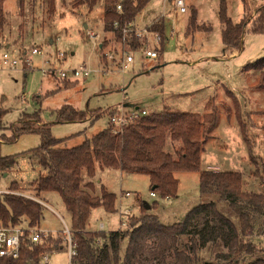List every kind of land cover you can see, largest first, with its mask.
Returning a JSON list of instances; mask_svg holds the SVG:
<instances>
[{"label": "rangeland", "instance_id": "obj_1", "mask_svg": "<svg viewBox=\"0 0 264 264\" xmlns=\"http://www.w3.org/2000/svg\"><path fill=\"white\" fill-rule=\"evenodd\" d=\"M224 1L233 22L243 17L248 22L239 49L230 53L222 43V24L218 16L221 0H185V12H179L172 0H150L137 13L135 28H141L144 33L143 27L161 14L165 41L161 54L149 57L142 51L155 50L152 46L158 44L151 33L142 37L147 43L145 50L133 53L121 44L118 49L114 46L110 49L108 45L100 51L101 42L114 40L112 33L103 32L102 0H97L92 8L86 3L75 7L73 0H54L51 11L47 0H26L23 16L17 13L15 0H5L8 17L0 37V57L8 50L17 59V65L0 69V155L17 156L15 165L0 173V193L11 192L40 203L41 199L44 207L39 220H35L41 228L56 234L64 223L70 227V213L59 193H37L32 185L46 174L37 157L29 152L40 145V135L23 133L11 139V126L22 114L37 111L41 124L49 126L54 137L65 138L62 145L70 147L105 128L108 117L104 112L113 107L138 113L142 109L147 112H216L218 124L204 145L201 167L241 171L244 190H263L264 185L242 137L234 99L253 142V154L264 163V91L255 88L258 81L255 68L264 58V34L248 31L251 19L257 8L264 5V0ZM193 12L196 20L190 23ZM90 32L98 36H90ZM33 47L39 52L32 54ZM124 50L132 55L133 61L121 70ZM58 52L64 53L63 67L85 64L91 70L90 75L72 80L62 79L55 73L45 74L43 71L49 64L60 65V61H56ZM105 52L112 57L105 56ZM63 105L85 112L98 111L101 115L92 122L89 117L58 122L56 110ZM175 176L179 180L177 195L164 199L151 196L146 174L96 168L92 179L94 194L100 195L104 185L115 194L116 209L125 213H106L102 207L95 208L89 216L90 228L98 229L102 221L104 230L118 229L122 222L121 227L125 229L132 216H140L141 205L154 200L160 204L150 213L156 214L162 223L181 220L189 209L200 203L199 176L197 172L182 171L175 172ZM82 177L88 180L85 170ZM14 183L17 189L12 191ZM254 214L262 225L264 217ZM53 259L56 264H66L65 254Z\"/></svg>", "mask_w": 264, "mask_h": 264}, {"label": "trees", "instance_id": "obj_2", "mask_svg": "<svg viewBox=\"0 0 264 264\" xmlns=\"http://www.w3.org/2000/svg\"><path fill=\"white\" fill-rule=\"evenodd\" d=\"M4 1L0 0V37L8 17ZM15 1L17 13L23 16L26 0ZM96 1L73 0V5L86 3L92 8ZM102 1L103 32L112 33L116 41L133 53L146 47L145 38L135 34L133 23L137 13L150 0ZM47 2L51 11L54 0ZM117 4H120L121 10ZM195 14L193 12L190 23L196 20ZM218 16L225 49L229 52L239 49L248 23L246 18L233 22L227 15L224 0H221ZM124 29L129 30L125 33ZM147 30L157 33L158 44L152 48L158 55L161 54L165 41L163 19L152 22ZM248 31L264 34V5L257 8ZM104 47V42H101L100 51ZM255 70L258 71L255 88L264 91V58L260 59ZM234 100L248 155L264 185L263 159L259 160L253 154V142L241 121L236 98ZM115 111L113 107L104 114L108 117ZM99 113L63 105L56 110V120L81 121L89 117L92 122L101 115ZM41 122L37 111L22 114L11 126V139L23 133L40 135V145L29 152L37 157L46 174L33 181L32 185L37 193L53 191L61 196L70 213V227L77 244V254L72 259L74 264H264V223L261 225L260 219L258 223L254 217V213L264 217V188L259 192L244 190V174L241 171L201 167L204 145L218 124L216 112H147L117 133L107 119L105 128L70 147L62 145L65 138L54 137L49 126ZM16 156L0 155V173L15 165ZM96 165L99 168H117L128 174H146L151 192L164 199L177 195L175 172H197L200 203L172 224H164L156 214L150 213L159 205L154 200L148 209L144 203L141 205L140 216H132L125 230H87L92 209L102 207L106 212L116 211L114 193L101 187L99 196L91 194L94 188L91 179ZM84 170L88 177L86 182L82 177ZM15 185L12 184L11 190L17 189ZM43 207L37 200L26 196L0 193V215L5 223L39 220ZM61 246L60 235H49L38 243L31 242L26 235L21 242L19 257L0 258V264H40L45 252Z\"/></svg>", "mask_w": 264, "mask_h": 264}, {"label": "built area", "instance_id": "obj_3", "mask_svg": "<svg viewBox=\"0 0 264 264\" xmlns=\"http://www.w3.org/2000/svg\"><path fill=\"white\" fill-rule=\"evenodd\" d=\"M172 1L175 8L178 9L179 12L186 11L185 0H172ZM117 8L121 10L120 4H117ZM147 27L143 28L144 33H142L141 31L142 29L134 28L135 34L139 37H143L146 33H150L147 30ZM128 30L129 29H124L123 31L126 33ZM89 35L94 37L98 36L96 35V33L93 32H90ZM152 35H155V38L158 39L157 33H153ZM38 52L39 50L36 47H33L31 49L32 54ZM127 52L128 51L126 50L123 51V54H125V56L123 57V61L121 62V66H120L121 70L126 69L129 63L133 61L132 55H128ZM142 52L149 57H157L158 55L155 50H145ZM104 55L108 56L109 58L112 57V55L109 52H105ZM57 57L58 58L56 61L57 63L58 61H60V65L56 66L49 64V67L45 68L43 71L45 74L52 76L55 73L57 76H59L62 79H73V80L84 78L90 75L91 70L85 64H81L77 67L65 68L61 65V61L64 57V53L58 52ZM16 65H17V59L13 57L8 50H4L0 57V69L14 68ZM114 108H116V111L108 115V120L109 123L113 126V131L115 133L120 132L121 129L124 126H126L128 123L147 113V111L144 109H142L140 113H138V112H127L124 110L123 107H114ZM151 195L153 197L157 196L154 192H151ZM26 235L29 238V240L34 243L43 241L49 235L52 236L60 235L62 237V246L56 250L45 252L40 259V264H53L51 261L52 253L65 254L66 264H74L72 259L77 254L76 251L77 244L71 227L65 225L64 223L63 229L59 232L56 231L55 234L52 230L41 228L40 225L38 224V221H35L33 219L24 220L19 224H11V223H5L1 215H0V258L17 259L20 255L21 242Z\"/></svg>", "mask_w": 264, "mask_h": 264}, {"label": "crops", "instance_id": "obj_4", "mask_svg": "<svg viewBox=\"0 0 264 264\" xmlns=\"http://www.w3.org/2000/svg\"><path fill=\"white\" fill-rule=\"evenodd\" d=\"M158 17H162V19H163V21H164V17L160 14L159 16H157L156 18H158ZM154 19L155 21L156 20H158V19ZM154 20H152L149 24H151L152 22H154ZM135 23V22H134ZM133 23V24H134ZM149 24H147L146 25V27L149 25ZM134 26H136V25H134ZM137 27V26H136ZM143 28H145V27H143ZM138 29H141V28H138ZM104 33H106V32H104ZM114 37V36H113ZM107 40V39H106ZM104 44H105V47H108V45L110 46L109 48L111 49L112 48V46H114V48L115 49H118V48H120V46H121V44L122 43H120V42H118V41H116L115 39L114 40H111V41H109L108 42V40H107V42L105 43L104 42ZM7 47H8V45H7ZM104 47V48H105ZM122 47V46H121ZM19 50H17L16 52H18ZM15 52V51H14ZM233 52V51H232ZM232 52H230V53H232ZM73 53V52H72ZM26 71V69L24 70V72ZM73 80V79H72ZM2 140L0 139V142H1ZM213 167H215V166H213ZM216 167H218V166H216ZM96 168H98V166L96 165ZM210 168V167H209ZM103 169H107V168H100V170H103ZM114 169H117V168H114ZM117 170H120V169H117ZM215 170V169H214ZM217 170V169H216ZM121 171V170H120ZM122 172V171H121ZM95 173H96V170H95ZM123 173V172H122ZM126 174H128V173H126ZM95 176V175H94ZM176 177V176H175ZM92 179H93V177H92ZM91 179V181L93 182V180ZM87 181V180H86ZM85 180L83 181V182H86ZM178 182H179V180H178ZM94 183V182H93ZM101 187H104V185H102ZM105 189H106V187H104ZM94 189H95V187L92 189V191H91V194L92 195H94V196H99V195H95L94 194ZM125 195H127V192L125 193ZM122 196H124V194H121V197ZM152 196V195H151ZM40 201L43 203V201L40 199ZM116 202V201H115ZM147 204H150V203H148V202H146ZM44 204V203H43ZM160 204V203H159ZM97 208H99V207H97ZM95 209V208H94ZM94 209H92L91 210V212H90V215H91V213H92V211L94 210ZM190 210V209H189ZM188 210V211H189ZM118 211V209H116V211L115 212H117ZM187 211V212H188ZM106 212V211H105ZM118 212H120L121 214H124L125 213V210H119ZM106 213H108V212H106ZM89 215V216H90ZM159 218V217H158ZM160 219V218H159ZM38 224H39V222H38ZM123 224H124V222H122V224H121V226L123 227ZM127 224V223H126ZM118 227V229H109V230H104V228H105V224H104V222H100L99 223V225H98V229H91L90 228V222H89V218H88V220H87V224H86V229L87 230H90V231H104V232H110V231H122V230H125L126 228H127V226H126V228L125 229H123L122 227ZM45 229V228H44ZM125 247V242H123V244H122V248H124ZM59 254H61V253H52V255H51V261H52V263H55V261H53L54 259H53V257H57ZM56 264V263H55Z\"/></svg>", "mask_w": 264, "mask_h": 264}, {"label": "water", "instance_id": "obj_5", "mask_svg": "<svg viewBox=\"0 0 264 264\" xmlns=\"http://www.w3.org/2000/svg\"><path fill=\"white\" fill-rule=\"evenodd\" d=\"M144 205L147 209L149 208V204H147L146 202H144Z\"/></svg>", "mask_w": 264, "mask_h": 264}, {"label": "bare ground", "instance_id": "obj_6", "mask_svg": "<svg viewBox=\"0 0 264 264\" xmlns=\"http://www.w3.org/2000/svg\"><path fill=\"white\" fill-rule=\"evenodd\" d=\"M147 210V209H146Z\"/></svg>", "mask_w": 264, "mask_h": 264}]
</instances>
